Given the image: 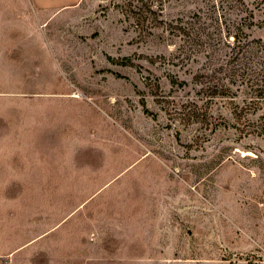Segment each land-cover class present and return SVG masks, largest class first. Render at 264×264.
Listing matches in <instances>:
<instances>
[{"label": "rangeland", "instance_id": "1", "mask_svg": "<svg viewBox=\"0 0 264 264\" xmlns=\"http://www.w3.org/2000/svg\"><path fill=\"white\" fill-rule=\"evenodd\" d=\"M14 250L264 264V0H0V252Z\"/></svg>", "mask_w": 264, "mask_h": 264}, {"label": "crops", "instance_id": "2", "mask_svg": "<svg viewBox=\"0 0 264 264\" xmlns=\"http://www.w3.org/2000/svg\"><path fill=\"white\" fill-rule=\"evenodd\" d=\"M32 1L34 5H36V7H38L39 9H43L46 12H55L58 8H64L75 4L77 0H32ZM17 251L14 250L10 252H0V264H22L19 262L21 259V255L18 254Z\"/></svg>", "mask_w": 264, "mask_h": 264}]
</instances>
